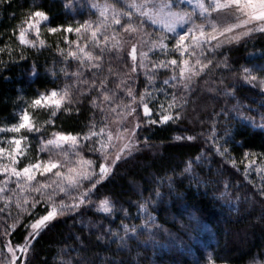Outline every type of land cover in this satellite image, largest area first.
Instances as JSON below:
<instances>
[{
    "label": "trees",
    "instance_id": "trees-1",
    "mask_svg": "<svg viewBox=\"0 0 264 264\" xmlns=\"http://www.w3.org/2000/svg\"><path fill=\"white\" fill-rule=\"evenodd\" d=\"M38 2L50 13V21L45 25L72 24L76 27L78 20L92 16L90 9L77 7L69 0ZM31 4L32 0H3L0 3V48L8 44L14 49L13 56H18L24 48L17 38L18 27ZM66 4L69 6L65 7ZM144 27L149 33L160 34L147 22H144ZM116 29L113 32L116 37H110L106 47L111 49L109 55L115 54L124 57V60H113L109 73L110 65L106 58L100 62L102 67L99 71L110 81L120 84L121 88L123 83H132L135 79L133 92L138 102L145 90L159 100L163 99L160 90L164 74L158 73L151 63L154 61L152 54H149L146 65L132 73L129 67L132 62L125 56L131 41L126 39L128 33L121 28ZM43 32L41 30V38L50 47L39 54L34 49L24 48L28 56L25 61L12 63L7 49L0 53V60L7 64V67L0 64V127L18 122L26 102L30 103L37 93L46 89L63 88L68 83L76 99L80 98L77 89L82 90L86 97L98 93L97 88H92V72L87 69L83 70L82 77L65 79L62 69L72 73L77 68L75 61L66 65L58 51L57 46L65 50L62 42L66 33ZM117 42L123 44L122 50L112 48ZM87 50L98 51L92 48L91 42ZM221 52L223 54L214 57V63L205 69L198 80L187 84V90L179 84L168 91L169 97L166 99L176 92L189 101L185 106V118L179 123L157 124L151 129L142 126L138 141L141 150L134 153L135 159L129 158L114 173V178L104 181L101 192L107 193L113 202V213L99 212L89 205L83 217L79 214L59 217L55 227L41 233L33 245L34 251L30 249L24 264H29V261L30 264H76L84 257L92 260L93 264H199L206 260L214 264H225V261L229 264H250L264 260V128L256 122L263 106L245 102L240 103L244 106L241 108L230 104L232 98H229L230 95L236 98L242 91L243 86L236 83L233 77L242 66H254L264 72V38L249 42L247 47L222 48ZM34 59L41 73L35 80L28 73ZM225 63L228 67L224 66ZM45 68L55 71L57 75H46ZM84 80L89 83H83ZM221 80L224 81L223 85ZM96 83L99 84V80ZM109 87L114 85L110 84ZM225 87L230 93L227 96L223 94ZM122 95L125 101L130 100L126 93ZM97 103L105 109L104 113L86 99L79 106V115L75 111L71 114L64 112L56 120L55 127L45 124L48 118L46 109L28 110L37 127L43 129L42 134L52 131L83 134L92 124L99 128L107 123V130H110L112 125L121 124L124 119L132 121V124L136 122L126 113L122 118L110 112L102 97L98 98ZM150 107L153 105L150 104ZM139 110H142V105ZM118 111L123 113V104ZM253 118L258 120L253 123ZM33 134L27 153L29 158L39 154L38 139ZM188 135H195L196 139H174ZM214 136L219 139L213 140ZM145 138L150 141L148 146L143 145ZM221 146L227 151H217ZM81 148L86 158L99 162L97 158L100 152L93 153L87 144ZM36 195L30 191L24 193L29 201L27 205L21 201L15 203L12 199L8 202L0 200V264L7 262L6 246L9 242L11 245L23 244L31 223L51 207L50 203L46 207L45 202H41L32 208V198ZM96 206H99V201ZM144 208L152 213L154 227L158 231L180 237V245L176 249L183 245L181 251L160 252L159 245L153 247L148 238L142 236V227L136 228L133 233L129 227L130 220L137 216V223L142 225L140 209ZM125 225L130 230L127 234L124 232ZM77 236L80 240L76 239ZM121 237H124L123 242Z\"/></svg>",
    "mask_w": 264,
    "mask_h": 264
},
{
    "label": "snow or ice",
    "instance_id": "snow-or-ice-1",
    "mask_svg": "<svg viewBox=\"0 0 264 264\" xmlns=\"http://www.w3.org/2000/svg\"><path fill=\"white\" fill-rule=\"evenodd\" d=\"M0 3H3V0H0ZM68 6L67 4L65 5V7ZM127 7L137 9L139 11V17L147 18L153 24L157 22L164 23L167 32L170 33H175L178 25L183 26L184 24H189V27L183 34L176 35L174 38V48L169 49L165 41L172 38L164 34L147 32L144 27V19L138 17L137 20H134L132 12L117 10L115 3L106 5L100 11L98 21H84L76 27L72 24H68L67 26H51L50 24H46V30L50 34H56L58 32L76 34V41H70L65 36L64 44L68 46V51H64L59 46L57 47L60 55L63 57V62L67 65L75 61L77 68L72 73H68L66 69H62L61 71L64 72L66 80L72 77H82L84 69L91 71L93 77L92 88H97L98 93L86 97L82 90L77 89L80 91V98L76 99L70 92V85L68 83H65L63 88L53 87L50 90L46 89L45 92L37 93L36 98L32 99L30 103L26 102V107L19 114L18 122L9 126L0 127V133L10 132L13 134H21L25 131L35 133L36 138L40 141L38 151L40 153H47L46 159L38 157L34 163L30 162L22 168H17L16 165L20 163V158L27 151V148L22 147V144H24L28 137L13 135L11 138H0V145L7 144V146H0V160H7V163H0V174H3L5 177L3 181H0V193L12 191L13 195H15V190L8 188L9 183L14 182L17 189L38 194L32 198V208L41 202H45L46 207L49 203L51 204V207L44 215L31 223V231L28 232L25 243L17 246L19 251L25 254V260H28V251L30 249L34 251L33 245L40 238L41 233L46 230L50 231L52 227H55V222L59 217L75 214L83 217L88 211L89 205L96 208L99 212L106 214L113 213V202L107 193L101 192V187L104 186V181L110 177L114 178V173L119 171V167L127 163L129 158L135 159L134 153L141 150V145L138 141L140 140L139 133L143 131L142 126L151 129V127L157 124L167 125L169 123H179L185 118V106L189 101L184 95L173 92L170 99L161 101L154 94L148 93L145 90V93L140 95L138 102L137 96L133 92L135 79H133L132 83L122 82L123 88H121L120 84L115 81H110L108 77L102 75L99 71L102 67L101 61L107 58L110 65L108 71L111 73V62L115 59L124 60V57L115 54L109 55L111 49L106 47L109 40L108 30L113 25L119 26L123 32L128 33V40L133 41L130 46V51L125 53V56L132 62L129 65L132 73H136L138 67L144 66L143 61L150 59L149 53L155 50L156 44L159 45L161 54H164L167 50L178 53L181 58L184 57L185 53H188L189 56H195L196 59L192 65H190V61L187 58L151 61L156 69H171L173 75L170 79L176 81L177 85L182 81L190 80L192 77H199L213 63L216 55L223 54L221 52L223 45L239 43L242 38L248 37L253 33L264 34V0H210L207 6L201 0L198 3V7L201 10L200 14L203 17L200 23H197L192 18L193 14L186 11L173 10L171 0H144L142 4H137L133 0V2L127 4ZM109 10L112 12L111 20L106 15ZM214 12L217 13L215 18L212 17V13ZM125 17L127 18L126 20ZM49 21V11L45 10L44 6L38 0H32L30 10L19 27V35L17 37L19 44L24 46V48L36 50L37 54L41 50L50 47L41 38V25ZM218 24L224 26L218 27ZM206 29H210V31H206ZM237 29H242V31H239L235 35H227L228 33L236 32ZM33 32L35 39H29V34ZM89 32L92 48L98 49L95 53L92 50L86 51L89 48L88 43H85L83 46L80 44L81 36H84L86 41L89 39L85 35V33ZM13 34L15 35V33ZM137 36H139V39H137ZM222 36L224 37L223 40L220 39ZM144 37H148V39H144ZM150 41L153 42L152 47L144 50L143 46H147ZM186 41H190V43L186 44ZM213 41H216V43L213 44ZM73 44H75V50L72 49ZM24 48L20 50L18 56H13L12 52L14 49H11L8 44H5L4 48H0V53L7 49L10 61L16 63L17 61H25L28 59ZM112 48H120L122 50L123 44L117 42L112 45ZM189 49H191L190 52ZM209 52L213 55H207ZM224 59L225 61L227 60V55L224 56ZM0 64H4L7 67V64L3 60H0ZM216 66L218 67L219 65L217 64ZM224 66L228 67L226 63ZM93 69L97 71H92ZM177 70L178 75L176 74ZM44 71L46 75L53 77L57 75L55 71L48 68H45ZM242 72L243 79L246 83L251 84L253 87L261 88V91H264V79L258 81L257 75L247 67L243 68ZM28 73L34 80L40 77V66L35 59L28 69ZM96 80H99V84L96 83ZM82 82L89 83L88 80ZM164 83L168 84L169 80L165 79ZM220 83L223 84L224 81L221 80ZM110 84H113L114 87H109ZM184 86L185 90H187V84ZM89 90L91 91V89ZM122 93H126L130 100L125 101ZM223 94L225 96L230 94L227 87L223 89ZM99 97H102V100L107 102L110 112L116 113L122 118L126 113L128 116L134 117L136 121L131 128L127 124L123 125V130L128 133L126 137L127 143L124 144L123 148L117 150L114 157H112L110 152L103 151L105 147L104 140L111 141L113 139V133L107 130V123L99 128L95 124H92L83 134L77 133L73 135L71 132L66 131H52L50 136H44L42 134L43 129L37 127L32 114L28 110L29 108L37 111L46 109L48 111V118L45 120V124L55 127L56 120L64 112L71 114L75 111L79 115V106L86 99L95 107L100 108L101 113H104L105 109L97 103ZM74 100L76 104L75 109L73 108ZM122 104L124 108L123 113L118 111ZM150 104L153 107H150ZM141 105L142 115L139 110ZM104 119L107 120V117L105 116ZM174 139L176 141H193L196 139V136H176ZM218 139V137H213V140ZM149 143L150 141L147 138L143 140L144 146H148ZM66 144L70 145L73 150V155L77 157L80 155L81 147L87 144L89 150L93 153L100 152V156L97 158L99 162L95 166L90 163V171L77 173L76 169L72 167V161H69L67 158L63 162L53 159L54 155H64L67 157V150L64 148ZM54 150L58 151L54 152ZM221 150L224 152L227 151L223 146L217 149V151ZM245 158L247 159V153L245 154ZM208 163L210 164L211 161H208ZM233 165H235V161H233ZM64 168H67L69 175L65 176L61 171ZM96 168H98V172ZM54 170L56 171L54 172ZM187 170L186 168L185 171ZM50 173L55 177L66 179L68 185L75 191L76 195L67 192L64 186H61L58 181L51 180L50 177L44 181L37 180V175L46 177ZM71 173H76V176H72ZM13 177L15 178L14 181L12 180ZM34 181L35 183H32ZM49 188L52 190L46 191ZM157 195L159 194L157 193ZM97 201H99L98 207L96 206ZM23 203L27 205L29 203L28 199H25ZM144 211H147V209L144 208ZM147 219L152 224H155L150 214ZM145 227L147 228V225ZM129 231L128 226L125 225L124 232L127 234ZM132 231L135 233V229H132ZM149 234L150 238L155 242L154 236H152L150 231ZM76 239L80 240V237L77 236ZM98 239H102V237H98ZM120 239L122 242L124 241V237ZM81 243H84V241H81ZM7 248L8 252L13 253L11 264H15L16 260L20 258L15 255L11 242H9ZM76 264H93V261L84 257L78 260ZM225 264H229V262L225 261Z\"/></svg>",
    "mask_w": 264,
    "mask_h": 264
},
{
    "label": "rangeland",
    "instance_id": "rangeland-1",
    "mask_svg": "<svg viewBox=\"0 0 264 264\" xmlns=\"http://www.w3.org/2000/svg\"><path fill=\"white\" fill-rule=\"evenodd\" d=\"M69 1L71 3H76L77 7L81 6V7L90 9L91 15H92L87 19L78 20V22L75 23V26H79L80 23H83L84 21H88L89 19L92 21H98L100 11L103 10L106 5H110L113 3H115L117 10H124V11H128V12H132L134 20H137V18L139 17V11L137 9L127 7V4L130 2H133V0H69ZM134 2L137 4H142L144 2V0H134ZM199 2H201V0H171V3L173 5V10L186 11L190 14H193L192 18L195 19L197 21V23H200L203 20V17L200 14L201 10L198 7ZM202 2L205 3V5L207 6V4L210 2V0H202ZM93 5H95V7H93ZM106 15L108 16V19L111 20L112 12L110 10L106 13ZM216 16H217V13H215V12L212 13L213 18H215ZM139 18L144 19V22H147V24H149L152 29L153 28L156 29L160 34H164V35L172 38V39L165 41V43L168 44L169 49L174 48V38L176 37V35L177 34H183L186 31V29L189 27V24H184L183 26L178 25L176 28V32L170 33V32H167V29H166L164 23H162V22H157V23L153 24L151 22V20H148L147 18H143V17H139ZM126 19L127 18L125 17V20ZM21 24H19V27ZM44 26H45V24L41 25V30H44V32H45L47 30H46V27H44ZM217 26L223 27L224 25L218 24ZM19 27H18V35H19ZM115 28H117L116 29L117 31H118V29H120L119 26L113 25L112 28H110L108 30L109 38L110 37L111 38L116 37V34L113 33L114 32L113 29H115ZM206 31H210V29H206ZM239 31H242V29H237L236 32L228 33L227 35H235ZM85 35L88 36L89 39L86 41L84 39V36H81L80 37L81 46H83L85 43H88L90 45V42H91L90 41V32L85 33ZM65 36H67V38L70 39V41H76L77 40V36L75 33L65 34ZM70 36H71V38H70ZM258 38H264V34L253 33L248 37L242 38V40L239 43H233L231 45L225 44V45H223L222 48H227V47H231V46L237 47L239 45H243V46L247 47V45H249V42L256 41ZM29 39H35L34 32L29 34ZM126 39H128V37ZM137 39H139V36H137ZM144 39H148V37H144ZM220 39L223 40L224 37L222 36V37H220ZM132 42L133 41H131V43ZM62 43L64 45V46L63 45L62 46L65 47V50H66L68 46L65 45L64 42H62ZM187 43H190V41H186V44ZM212 43L215 44L216 41H213ZM152 45H153V42L150 41V43L147 46H143L144 50H147L148 47H152ZM72 49L75 50V44L72 45ZM86 51H87V49H86ZM129 51H130V49H129ZM190 51H191V49H189V52ZM150 53L152 54L153 60H164V59H172V58H177L178 60H180L183 58H187L190 61V65L194 64V61L196 59L195 56H189L188 53H185L183 58H181L178 53L167 51V50L164 52V54H161L158 44L155 45V50L153 52H150ZM207 55L212 56L213 54L209 52V53H207ZM214 60H215V58L213 59V63H214ZM146 62H147V60L143 61V64L146 65ZM243 68H244V66H242L241 69H239L238 72H236L235 75L233 76L235 78V82L240 84V86L241 85L243 86L242 91L236 95V98L234 96H231V95L229 96V98L230 97L232 98L230 101V104H236V105L241 106V108H242L243 105L240 103H244V104H245V102L246 103H252L253 102V103H257V104L259 103L261 106H263L260 109L259 114L257 116L259 118V120L253 118L252 122L258 120L256 122L261 123L260 124L261 126H259V127L264 128V114H262V111L264 113V91H261V88L253 87L251 84L245 82V80L243 79V72H242ZM247 68L252 70L254 72V74L257 75L258 81L260 79H264V72L263 71L256 69L254 66H249ZM157 71H158V73L164 74V80L165 79L169 80L168 84L162 83L163 85H162L161 90H160L161 91L160 94H162L161 96L163 97V99L161 98L160 100L162 101V100L169 97L168 91L173 90L174 86H176L177 83H176V81L170 79L171 76L173 75V71L171 69H158ZM176 74L178 75V70H177ZM197 78L198 77H192L190 80L182 81L180 83V85L191 84L194 81H196ZM221 85H223V84H221ZM243 108H244V106H243ZM141 115H142V110H141ZM253 123H255V122H253ZM125 124H127L128 127L131 128L134 126L135 123L132 124V121H127L124 119V121H122L121 124L120 123L114 124V125H112V127L109 130L113 133V139L111 141L107 140V143L105 144V148L103 149V151L104 152H110L112 157L115 156V154L119 148H123L124 144L127 143L126 137L128 136V133L123 130V125H125ZM256 125H258V124H256ZM50 134L51 133H49V134L45 133L43 135L44 136H50ZM13 135H22V136L28 137V139L24 142V144H22V147H26L27 151L20 158V163L16 165L17 168H22L23 166H26L30 162L34 163L38 157H43L45 159L47 158V153H40V152L37 155V157H35V158H29L28 157L27 153H28V150L30 149L31 139H32V136L34 135L33 133H29L26 131L22 132L21 134H13L10 132H5V133H0V138H3V137L11 138ZM39 144H40V141L38 140V145H37L38 148H39ZM0 146H7V144L5 143L4 145H0ZM64 148L67 150V157H65L64 155H60V156L54 155L53 159H57V160L63 162L67 158L69 161H72V167H74L76 169L77 173H85V172L90 171L91 170L89 167L90 163L93 166H95V164H96L95 161L93 159L86 158L85 155L81 151L82 148L80 150V155L78 157L73 155V150L71 149L70 145L66 144V145H64ZM55 151H58V150H54V152ZM0 163H7V160L6 159L0 160ZM55 171L56 170H54V172ZM61 171L64 173L65 176L69 175L67 168L61 169ZM96 171L98 172V168H96ZM71 175L76 176V173H71ZM49 177L51 178V180L58 181L61 186H64L66 188L67 192L72 193V195H76L75 191L68 185V182L66 179H63L61 177H55L51 173L48 174V176H46V177H41V176L37 175V180L44 181V180H48ZM4 178H5L4 175L0 174V181H3ZM12 180L14 181L15 178L13 177ZM49 182H51V181H49ZM32 183H35V181ZM8 188L15 190L16 194L13 195L12 191H6L5 193H0V200L8 202V200L12 199L15 203H19L20 201H21V203H23V200L25 199L24 193L26 191H22L20 189H17L16 184L14 182L9 183ZM51 190L52 189L49 188L46 191H51ZM65 198L67 199V197H65ZM17 200H19V201H17ZM135 205L137 206V204H135ZM140 211H141L140 219L143 220L142 225H139L137 223L138 217L135 216L134 220H130V222H131L129 225L130 229H136V228L142 227V230H143L142 236L144 238L145 237L148 238L149 242L151 243V245L153 247L159 245L160 252H162V251L164 252L165 250L172 251L173 249H176V247L180 245V237L179 236H177V235L173 236V235L167 234L165 232H160V231H158V229H156L154 227V224H152L147 219L149 214H150L151 219L154 220V217L150 211H148V210L144 211V209H140ZM145 225H147V228L145 227ZM29 231H31L30 227H29ZM149 231L151 232L152 236H154L155 242H153V239L150 238ZM23 244H21V245H23ZM11 246H13V248H14L15 255L20 258V259L16 260L15 264H19V262H20V264H22V262L24 264L25 254L21 253L17 247L20 245H11ZM182 247H184V246L182 245L181 248H178L176 250L181 251L180 249H182ZM176 250H173V251H176ZM29 251H28V253H29ZM28 253H27V256H28ZM6 254H7L6 264H11L13 253L8 252L7 246H6ZM175 254H178V253H175ZM161 264H163V263H161ZM167 264H175V263L168 262ZM199 264H214V263L206 260V262H201ZM250 264H264V260L263 261H252Z\"/></svg>",
    "mask_w": 264,
    "mask_h": 264
}]
</instances>
